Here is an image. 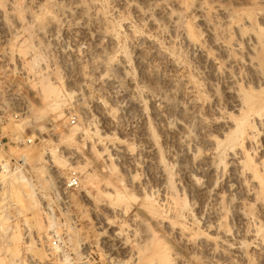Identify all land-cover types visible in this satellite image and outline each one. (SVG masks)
Wrapping results in <instances>:
<instances>
[{
  "label": "rangeland",
  "instance_id": "1",
  "mask_svg": "<svg viewBox=\"0 0 264 264\" xmlns=\"http://www.w3.org/2000/svg\"><path fill=\"white\" fill-rule=\"evenodd\" d=\"M69 1L17 0L23 6H20V23L14 25L6 10V0H0L3 10L0 89L5 97L4 117L0 121V264H64L61 257L48 249L55 233L72 242L93 245L105 240L122 264H179L172 249L158 262L149 248L154 238L150 237L153 231L150 223L144 220V214L143 221L134 218L138 210L164 217L152 201L160 196L156 189L160 171L167 173L168 187L174 188L176 165L171 160L182 156L166 133V129L176 127L170 110L179 104L178 99H163L154 93L152 84L141 76L142 66L148 61L161 75L184 82L187 75L182 65L169 64L162 57V53L175 57L180 49L167 45L128 9L120 11L118 7L122 8L120 3L124 0H94L105 20H97L96 24L106 22L104 25L112 28L116 39V45L104 48L105 55L109 52L105 59L98 58L94 36L90 35L91 22H87L85 30H78L73 21L64 19L58 11ZM29 10L41 17L34 13L36 21L28 23ZM263 10L262 1L235 15L236 23L249 19L250 25L241 29V35L250 33L260 37L257 45H264ZM47 11L53 16L51 22L45 20ZM12 30L18 38L12 35ZM127 30L135 38L130 39ZM120 61L126 66L125 76L115 69ZM106 80L114 82L118 98H126L117 100ZM32 89H38L40 98L32 94ZM215 89L220 91L218 85ZM37 99L42 101L39 106ZM164 101L169 108L164 107ZM27 102L33 107L28 108ZM203 102V98H198L201 113L206 111ZM15 136L22 141H10ZM229 146L230 143L224 142L217 150L210 151L218 184L228 174L224 164ZM22 150L31 151L33 159L23 161L19 153ZM44 153L46 156L53 153V161H45ZM204 155V151L194 153L191 162H185V168L196 167ZM73 170L79 174V185L68 189L64 182ZM144 194L152 199L147 200ZM228 197L230 203L234 202V192ZM247 208L245 213H249ZM209 212V207L205 208V213ZM227 214L225 223L231 222L228 210ZM104 217L113 226L104 223ZM115 231H120L121 236ZM156 232L160 234L159 230ZM158 233L154 236H159Z\"/></svg>",
  "mask_w": 264,
  "mask_h": 264
},
{
  "label": "bare ground",
  "instance_id": "2",
  "mask_svg": "<svg viewBox=\"0 0 264 264\" xmlns=\"http://www.w3.org/2000/svg\"><path fill=\"white\" fill-rule=\"evenodd\" d=\"M262 1L124 0L120 3L122 8L118 7L120 11L129 10L139 22L145 23L154 34L160 35L167 45L179 47L180 51L177 50L179 53L175 57L169 53H162V57L169 64H181L187 75L184 82L177 79L173 81L161 75L148 61L142 66L141 76L152 84V91L163 99L175 97L179 103L170 110L176 119V127L166 129L182 153L180 158L173 157L171 160L176 165L174 188L168 187L167 173L161 169L156 186L160 195L158 199L153 200L144 194L147 200L152 199L157 204L164 217L159 218L150 211L145 213L138 210L134 218L143 221L144 214V220L150 223L153 230L150 237L154 238L150 240L149 248L158 257V262L172 249L179 264H264V45H257L260 37L254 34L242 37L241 29L245 30L250 25L248 18L241 23L234 22L237 12L258 6ZM18 2L6 0V10L11 14L14 25L20 23V6H23ZM27 5L24 8L28 9ZM95 5L94 0H70L58 11L64 19L73 21L78 30H85L87 22H91L93 32L91 30L90 35L94 36L95 54L100 58L106 53V45H116V39L112 28L104 25L106 22L96 24L97 20L103 21L104 17ZM48 11L47 16H44L47 18L42 19L51 22L53 16ZM34 13L30 10L26 13L28 23L36 21ZM12 32L14 35L15 31ZM15 35L17 37V33ZM127 35L130 39L135 38L131 30H127ZM142 40L146 38L142 37ZM146 41L153 45L150 40ZM115 67L120 75L127 71L123 61ZM104 82L116 95L114 82ZM216 85L220 87L219 92L215 89ZM43 90L39 91L44 95ZM32 94L37 97L40 95L38 89ZM200 97L204 100V113L200 112ZM123 98L126 96L118 98L116 95L117 100ZM39 101L37 106L42 103ZM27 106L30 108L33 104L27 102ZM164 107L169 108L165 101ZM258 135L261 136L259 139ZM224 142L231 145L227 148L224 164L228 174L222 176L218 184L210 151L217 150ZM198 151H204L205 155L197 159L196 167L186 169L185 162H191L194 153ZM19 153L23 161L33 159L29 150ZM53 153L47 156L44 153V160L53 161ZM115 192L117 195L118 192ZM230 192L235 195L232 203L228 201ZM207 207L210 211L208 214L205 213ZM245 207H248L249 213H245ZM227 210L231 214L229 223L224 221L228 219ZM104 223L113 226L109 218L104 217ZM155 230H159L160 234H154ZM114 233L121 236L120 231ZM157 233L159 236H154Z\"/></svg>",
  "mask_w": 264,
  "mask_h": 264
},
{
  "label": "built area",
  "instance_id": "3",
  "mask_svg": "<svg viewBox=\"0 0 264 264\" xmlns=\"http://www.w3.org/2000/svg\"><path fill=\"white\" fill-rule=\"evenodd\" d=\"M5 97L3 90L0 89V121H2L3 106ZM9 141V139H7ZM13 142L22 141L21 137H14ZM29 141V139H27ZM0 142L1 139H0ZM79 185V174L71 171L64 182V187L71 189ZM64 206V203H62ZM105 240L97 241L95 245L72 242L70 238H64L60 233H55L49 241V248L53 250L57 257H61L64 264H122L117 254L107 247Z\"/></svg>",
  "mask_w": 264,
  "mask_h": 264
}]
</instances>
